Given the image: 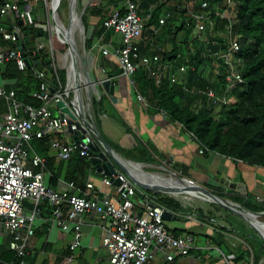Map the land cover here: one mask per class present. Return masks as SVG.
I'll list each match as a JSON object with an SVG mask.
<instances>
[{
    "label": "built area",
    "instance_id": "built-area-1",
    "mask_svg": "<svg viewBox=\"0 0 264 264\" xmlns=\"http://www.w3.org/2000/svg\"><path fill=\"white\" fill-rule=\"evenodd\" d=\"M38 1L51 33L53 28L49 18L52 0H11L0 6V19L7 22L5 25L0 23V68L14 61L19 71H25V59H35L37 52L39 55L45 53L49 57V65L56 83V88L50 90L45 73L37 72L41 83L33 97L42 103L39 108L21 104L16 100L13 91L0 88V102L5 101L7 106V113L0 115V230L10 237L9 252L15 260L28 255L29 242L35 235L36 223L42 219L43 207L46 204L50 209L51 228L72 235L68 254L59 264L75 263L82 246L81 225L84 216L98 220L102 232L101 245L108 254L109 264H146L152 257V251L159 252L167 263L190 257L193 250L192 238L175 237L165 226L163 215L169 211L149 196H145L142 199L143 212H134V198L138 189L124 173L116 171L110 178L101 174L103 178L99 185L88 181L84 188H79L73 183L60 182L57 190H49L45 184L48 158L34 153L31 148L33 141L48 140L56 159L64 163L69 162L74 155L90 161L91 146L95 141L90 124L74 111L70 109L76 117L72 121L67 116L54 117L48 108V104L56 105L58 102H63L69 107L70 98L57 75L51 39L39 37L34 40V51H30L25 43L30 36L26 34V29L35 23L33 10ZM212 3L202 1L198 14L191 12L194 7L188 10L195 21L191 33L193 39H201L206 26L211 25L212 12L208 9L214 11L216 7V3ZM226 4L231 6L232 0H226ZM177 10L184 9L180 5L175 6L158 19L157 27H152L151 31L157 35ZM154 12L155 7H151L147 14L141 17L134 0H125L123 11L110 13L102 22L104 29L113 30L121 37V46L116 51V57L122 75L129 79L131 86L136 74L141 70L146 72L147 80L156 86H161L164 79H168L171 84H178L189 73L195 72L194 63H190L175 68L176 73L167 78L166 73L170 67L158 54L140 55L136 43L141 40ZM214 12L218 15V12ZM223 15L224 13L220 14L221 18H225ZM17 22L22 23L23 31L15 27ZM227 41L228 47L225 51L220 50L212 54L228 69L227 75L224 76V90L220 94L212 89L197 93L200 98L205 99L207 107L214 111L229 106L233 93L245 84L239 71L242 64V60L238 58L241 48L240 36L231 33ZM2 43L9 44L13 49L3 48ZM189 48L193 52L191 46ZM102 55H107V51H103ZM136 98L138 102L146 105L142 96L137 94ZM197 105L201 107L202 103ZM64 137L77 138V142L67 143ZM190 137L197 144V140L192 135ZM198 152L200 155L208 153L205 148H199ZM178 179L176 175L171 178ZM108 188H111V191H108ZM27 202L29 208L24 205ZM255 202L263 203L264 199L255 197ZM194 220H197L196 217ZM222 264L232 262L222 256Z\"/></svg>",
    "mask_w": 264,
    "mask_h": 264
},
{
    "label": "crops",
    "instance_id": "crops-1",
    "mask_svg": "<svg viewBox=\"0 0 264 264\" xmlns=\"http://www.w3.org/2000/svg\"><path fill=\"white\" fill-rule=\"evenodd\" d=\"M124 1L120 0L118 5L114 7L113 5L117 0H67L71 18L68 27L56 20L55 3L52 1L49 18L50 25L53 28L51 33L45 17V22L40 20L43 17L42 6L38 1L33 10L34 24L43 26L46 36L43 37L38 34L33 37L30 35L31 37H28L29 44L26 43L27 41L25 42L27 48L34 51V40L39 37L47 40L51 39L54 65L58 75L60 70L55 55L53 35L61 42L62 50L60 53L66 51L68 58V62L63 69L64 84H62L64 90L69 94L70 109L90 124L94 111L92 104H100V112L97 113L98 130L95 134V142L101 152L107 153L108 151L104 142L99 140L100 137L103 141L106 140L122 151L135 152L140 146H143L150 152L151 161H139L133 159L121 160L110 151L112 156L110 160L116 171L126 173L127 177L142 186H163V189H152V195L158 194L162 197H171L185 207L201 209L212 218L208 222H200L194 220L192 215L178 216L170 213L172 217L169 221H165L168 223V226L167 224L165 226L173 235L190 236L192 238L193 250L190 257L178 258L174 263H167L159 252L152 251V257L146 264H222V256H225L232 264H253L252 259L234 262V259L231 258V255L236 253L240 246H244L240 241H245L249 245V241H251L250 248H247L250 253L252 252L251 248L255 238L249 233L250 228H246L247 234H244V237L232 233L228 229L231 226L238 227L239 224L236 226L235 223L241 220L250 223L256 233L259 232V226L264 227V212L257 213L246 210L232 200L244 197L246 193L250 194L252 198L260 197L264 199V168H251L241 162H234L216 154L200 155L197 144L183 130L181 125L171 122L159 110L148 107L147 102L144 105L137 101L136 95L140 92V87L134 82L135 78L133 79L134 84L131 86L129 79L122 75L118 65L116 51L121 46V37L113 30H106L102 25H98L110 13L122 11ZM134 2L141 17H144L151 7H155L156 10L157 7L162 6V12L158 19L177 5H180L186 11L192 10L194 7L192 0H134ZM104 6L106 8L103 10ZM98 9L102 10L100 14L97 13ZM52 13H54V19L51 16ZM84 16L85 24L83 23ZM86 21H88V25H86ZM150 21L146 25L147 28L141 40L136 45L139 53L143 56L154 54L160 56L163 52L170 50L168 43L170 37L165 36L164 32L161 36L159 33L154 34L151 28L157 27V25L150 26ZM91 22L92 25H90ZM18 24L17 22L18 27H22ZM166 24H169V21ZM22 28L24 29V27ZM191 39L193 38L191 37ZM87 42H89L88 48H86ZM31 44L33 45L32 49L29 48ZM2 46L5 49H13L9 44L2 43ZM187 46L190 47L191 45ZM103 51H107V55H102ZM40 58L41 54L39 59H27L31 65L30 68L37 66ZM47 65V70L52 73V70H49L51 66ZM2 68H0V88L7 90L12 82L1 79ZM168 73V77H170L172 73ZM106 79L111 80L115 85V103L104 93L100 86V82ZM2 102L5 103V101H1L0 104ZM48 108L54 117H59L56 105L50 103ZM111 113L113 115H110ZM3 114L5 113H0V115ZM55 138L61 137L55 136ZM64 140L67 143H72L74 137H64ZM44 141L47 143L46 154H42L38 149L37 141L31 143L34 153L59 163L60 161L56 159L55 153L49 147V141ZM122 161H125L124 164ZM175 174H179V179L175 182H169ZM47 177L46 173L45 184L47 183ZM102 178L103 175L94 170L90 172L86 182L93 181V183L99 185ZM183 180L193 183L216 198L221 196L222 198L218 199L235 208L237 212L194 198L191 195L192 190ZM60 182L63 181L59 180ZM172 185L177 189H174ZM140 191L134 198V212L138 214L143 212V198ZM196 203L200 205H196ZM49 220L50 216L46 214L42 216L41 220L37 221L35 235L29 242L28 255L20 264H59L68 254L71 233H63L58 229L51 228ZM98 224V220L93 217H83L81 225L82 246L74 264H109L108 254L101 245L102 232ZM46 226L48 228L44 232ZM219 236L223 239V243H217V237ZM258 236L259 239L264 240V236ZM9 241L10 237L0 230V264L14 263V256L8 250Z\"/></svg>",
    "mask_w": 264,
    "mask_h": 264
},
{
    "label": "trees",
    "instance_id": "trees-1",
    "mask_svg": "<svg viewBox=\"0 0 264 264\" xmlns=\"http://www.w3.org/2000/svg\"><path fill=\"white\" fill-rule=\"evenodd\" d=\"M9 1L11 0H0V6ZM52 1L55 3V0ZM202 1L212 3L211 0H192L194 3L192 13L200 12L199 5ZM119 2L120 0H117L113 6L116 7ZM213 3H216L214 11L218 12V15L208 9L212 12V22L211 25L206 26L201 39H191L195 21L186 10L174 11L172 18L168 20L169 24L162 27L159 32L160 36L164 32L165 36L170 37L168 41L170 50L160 55V58L170 66L166 73L167 78L168 72L174 75L175 68L190 63H194L195 72L189 73L178 84H171L168 79H164L161 86H156L147 80L146 72L142 70L136 74L134 82L140 87L138 94L146 100L148 107L159 110L171 122L181 125L186 133L197 140L198 149H207L208 153L204 155L216 154L234 162H241L251 168H264V0H232L231 6H227L226 0H214ZM105 8L104 6L103 10ZM162 8V6L157 7L149 23L150 26L158 24ZM101 11L98 9L97 13L100 14ZM222 13H228V17L221 18L220 14ZM83 19L85 24V16ZM0 23L6 24L7 22L0 19ZM15 25L19 31L24 30L22 27H18L17 23ZM98 25H102V22ZM231 33L240 36L241 48L238 58L242 60V64L239 71L245 84L233 93V100L229 106L214 111L207 107L205 99L200 98L197 93L205 89H212L220 94L224 90L226 86L224 76L227 75L228 69L221 60L213 57L212 54L227 49V38ZM26 34L33 37L40 34L44 37L46 31L43 26L34 24L26 29ZM187 45H191L193 52ZM88 47L89 42L86 43V48ZM140 55L143 56L141 53ZM48 58L47 54L41 53L37 66L28 68L24 72L17 69L15 62H9L2 68L1 79L12 82L7 90L14 92L18 102L35 108L42 105L33 98V94L38 92L41 83L37 78L38 71L45 73L50 90L56 88L54 74L47 70L46 61ZM215 72L216 74H214ZM58 75L61 83L64 84V73H58ZM198 103H202V106L195 107ZM92 106L94 111L89 123L94 132L95 141V134L98 130L97 113L100 112V104L93 103ZM6 111V105L2 102L0 113H6ZM99 140L104 142L106 147L121 160L151 161L150 152L143 146H140L135 152L122 151L106 140L103 141L101 137ZM36 144L41 153L45 155L46 141H37ZM92 171L94 169L90 161L78 155H74L67 163H55L54 160L48 159L46 184L49 190H57L59 180L84 188ZM124 174L128 176L126 173ZM129 179L138 191L141 190L142 198L149 196L170 213L178 216L192 215L200 222L212 220L201 209L185 207L171 197L152 195V189H163V186H142L131 178ZM217 197L222 198L221 196ZM232 200L246 210L257 213L264 212V204L255 202V198H252L248 193L244 197ZM25 206L29 208L27 205ZM46 214L50 215V209L45 204L42 216ZM47 228L46 226L44 232L47 231ZM228 231L242 237L245 234L238 227L231 226ZM174 236L178 237V235ZM217 240L218 244L224 242L220 236L217 237ZM249 242L251 245L252 242ZM251 251L250 253L247 247L240 246L236 253L231 255V258L234 259V262L252 259L253 264H259L264 257V240L255 239ZM23 259L14 260V264H20Z\"/></svg>",
    "mask_w": 264,
    "mask_h": 264
},
{
    "label": "water",
    "instance_id": "water-1",
    "mask_svg": "<svg viewBox=\"0 0 264 264\" xmlns=\"http://www.w3.org/2000/svg\"><path fill=\"white\" fill-rule=\"evenodd\" d=\"M18 25L22 26V23H19ZM26 43L29 44V41L27 40ZM19 50H21V49H19ZM22 57L24 58V55H22ZM39 57H40V55L37 52L35 55V58L39 59ZM46 63L49 64V60H47ZM25 64H26L27 68H30L31 65H30L29 61L26 59H25ZM49 70H51V67H49ZM100 86L103 89L104 93L106 95H108L111 98V100L115 103L116 102V99L114 97L115 85L113 84V82L109 79H106V80H103L100 82ZM51 94H52V91H51ZM56 108L59 111V117L60 118L67 116L72 121H74L76 119V117L72 114L70 108L65 103H63V102L56 103ZM74 142H77V138H74ZM105 148L108 152L107 153L101 152L97 143L94 142V144L91 146V151H90V164L93 167V169L96 170L97 173L103 174L106 177L110 178L111 176H113L116 173V169L114 168L113 163L110 160V158H112L111 153H110V149L106 146H105ZM138 180H140V179L138 178ZM111 181H112V179H111ZM184 182L186 184H188V186L192 190L191 195L196 197L197 199H199L203 202H206V203L220 205L222 207L232 209L234 212H237V210L235 208H232L231 206L227 205L224 201L212 196L211 194L204 191L200 187L192 184L189 181L184 180ZM173 188L177 189L175 186H173ZM171 217L172 216L169 212H165L163 215V220L169 221L171 219Z\"/></svg>",
    "mask_w": 264,
    "mask_h": 264
},
{
    "label": "rangeland",
    "instance_id": "rangeland-1",
    "mask_svg": "<svg viewBox=\"0 0 264 264\" xmlns=\"http://www.w3.org/2000/svg\"><path fill=\"white\" fill-rule=\"evenodd\" d=\"M50 4H52V2H50ZM228 13H224V17L227 18L228 16ZM43 16V15H42ZM52 18L54 19V13H52ZM55 17H56V20L58 22H60L61 24H63L65 27H68V25L70 24V21H71V18H70V15H69V3L67 2V0H55ZM41 21L45 22V19H44V16L41 17L40 19ZM54 22V20H53ZM88 21H86V25ZM5 25V24H4ZM92 25V22L91 24ZM51 26V25H50ZM204 35H202L203 37ZM53 44H54V50H55V55L57 57V60H58V66H59V70H60V73H63V69L65 67V64L68 62V58L66 56V51H63V53L61 54V42H59L57 40V37L55 35H53ZM29 48L32 49L33 48V45H29ZM63 55V56H62ZM195 107H198V105L196 104ZM110 115H113V113H111ZM56 116V114H55ZM124 160V159H123ZM125 161H122V163L124 164ZM176 176L179 177V174H175ZM108 191H111V188H108L107 189ZM195 198V197H194ZM28 203V202H27ZM25 203V205H27L28 207H30L29 204ZM195 205V204H194ZM196 205H200L199 203H196ZM200 207V206H198ZM234 218V217H233ZM236 221V220H235ZM165 224H167L168 226V223L165 222ZM239 224V226H238ZM236 226H238V228L243 231L245 233V235L247 234L246 232V228L249 227L250 230L249 233L254 236L255 239H259V236L258 235H261L262 237L264 236V229L262 232H258L256 233L253 228L251 227L250 223L246 222V221H237L235 223ZM170 228V227H169ZM264 228V227H263ZM248 229V228H247ZM240 241V240H239ZM241 244H243L244 246L250 248V245L247 244L245 241H240ZM252 264V263H250ZM260 264H264V257L262 258V261L260 262Z\"/></svg>",
    "mask_w": 264,
    "mask_h": 264
},
{
    "label": "bare ground",
    "instance_id": "bare-ground-1",
    "mask_svg": "<svg viewBox=\"0 0 264 264\" xmlns=\"http://www.w3.org/2000/svg\"><path fill=\"white\" fill-rule=\"evenodd\" d=\"M157 178H159V176H157ZM160 178H161V177H160ZM159 180H160V179H159ZM173 181L175 182V180H170L169 182H173ZM187 185H188V184H187ZM263 229H264V228H263V227H260V226H259V228H258L259 232H262Z\"/></svg>",
    "mask_w": 264,
    "mask_h": 264
}]
</instances>
